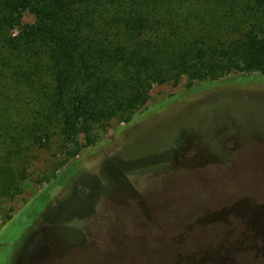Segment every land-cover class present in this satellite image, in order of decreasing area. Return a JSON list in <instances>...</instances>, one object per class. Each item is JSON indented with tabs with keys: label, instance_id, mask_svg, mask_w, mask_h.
Masks as SVG:
<instances>
[{
	"label": "rangeland",
	"instance_id": "1",
	"mask_svg": "<svg viewBox=\"0 0 264 264\" xmlns=\"http://www.w3.org/2000/svg\"><path fill=\"white\" fill-rule=\"evenodd\" d=\"M183 8L228 24L220 0ZM240 75L155 84L142 116L98 131L59 182L45 181L58 158L31 147L22 192L0 199V264H99L119 251L236 264L242 248L264 252V75ZM193 222L224 227L214 243L184 251Z\"/></svg>",
	"mask_w": 264,
	"mask_h": 264
},
{
	"label": "trees",
	"instance_id": "2",
	"mask_svg": "<svg viewBox=\"0 0 264 264\" xmlns=\"http://www.w3.org/2000/svg\"><path fill=\"white\" fill-rule=\"evenodd\" d=\"M184 1L0 0V199L22 192L37 157L31 147L58 158L45 181L59 182L98 131L142 116L155 84L186 76L191 88L195 81L223 83L231 73L240 80L264 75V0H220L228 21L222 27L185 10ZM27 11L34 22L23 21ZM245 223L237 224L246 231ZM222 225L193 222L181 247L214 243ZM120 255L99 264H202ZM206 262L222 263L211 256ZM235 263L264 264V252L242 248Z\"/></svg>",
	"mask_w": 264,
	"mask_h": 264
}]
</instances>
